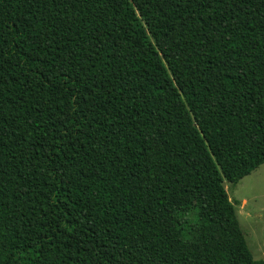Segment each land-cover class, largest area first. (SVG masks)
I'll return each instance as SVG.
<instances>
[{"label": "trees", "instance_id": "1", "mask_svg": "<svg viewBox=\"0 0 264 264\" xmlns=\"http://www.w3.org/2000/svg\"><path fill=\"white\" fill-rule=\"evenodd\" d=\"M262 165L264 0H0V264H264Z\"/></svg>", "mask_w": 264, "mask_h": 264}, {"label": "rangeland", "instance_id": "2", "mask_svg": "<svg viewBox=\"0 0 264 264\" xmlns=\"http://www.w3.org/2000/svg\"><path fill=\"white\" fill-rule=\"evenodd\" d=\"M225 187L253 258L264 262V165L237 185Z\"/></svg>", "mask_w": 264, "mask_h": 264}]
</instances>
